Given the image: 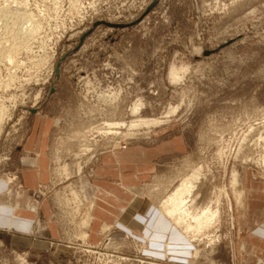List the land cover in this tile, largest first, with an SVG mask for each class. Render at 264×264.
<instances>
[{
  "label": "rangeland",
  "instance_id": "374dc122",
  "mask_svg": "<svg viewBox=\"0 0 264 264\" xmlns=\"http://www.w3.org/2000/svg\"><path fill=\"white\" fill-rule=\"evenodd\" d=\"M151 2L0 0V178L12 183L32 168L21 145L45 121L48 175L31 195L51 210L31 231L48 249L14 250L0 233V264H264L243 231L241 180L242 172L264 180V0H157L145 11ZM146 119L163 120L129 127ZM176 135L185 148L164 156L146 188L164 236L141 235L137 226L126 236L107 216L91 235L83 219L92 215L90 174L99 156ZM195 168L205 175L191 211L208 205L219 213L186 235L160 205Z\"/></svg>",
  "mask_w": 264,
  "mask_h": 264
},
{
  "label": "crops",
  "instance_id": "0c3cea01",
  "mask_svg": "<svg viewBox=\"0 0 264 264\" xmlns=\"http://www.w3.org/2000/svg\"><path fill=\"white\" fill-rule=\"evenodd\" d=\"M43 122L36 126V133L30 134L21 145L25 155L23 161L30 162L32 168H26L12 183L0 178V233L4 236V243L11 249L34 253L39 250L43 253L48 246L46 238L32 236L34 220L47 222L51 219L48 200H33L31 195L33 190L46 182L48 175L42 158ZM184 148V138L176 135L149 145L115 147L100 155L90 174L94 197L91 235H96L95 232L106 224L103 217L107 216L111 226L126 236L137 234L135 226L141 228V235L164 236V222H160L162 218L158 214L161 212H158L154 198L146 188L160 173L158 164L164 156ZM241 180L246 196L243 231L254 240L251 242L255 243V251L264 254V180L253 179L249 172H242ZM140 186L145 187L144 194L136 192L137 187L141 189ZM147 214H153L151 222L143 224L145 220H150ZM47 227L55 235L54 223H47Z\"/></svg>",
  "mask_w": 264,
  "mask_h": 264
},
{
  "label": "bare ground",
  "instance_id": "6f19581e",
  "mask_svg": "<svg viewBox=\"0 0 264 264\" xmlns=\"http://www.w3.org/2000/svg\"><path fill=\"white\" fill-rule=\"evenodd\" d=\"M172 75L173 77L178 78L176 72L173 71ZM135 110L137 109L133 108V111ZM161 120L163 119H160V120L151 119L148 121L147 119L146 121L138 120V121L132 122L129 125V127L134 128L135 126H140L141 124H144V125L145 124L155 125L157 123L161 124L162 122ZM263 163H264V158H263ZM66 166L67 165H64L61 170L63 171L62 173H65L67 175L68 168H66ZM204 175L205 174H203L202 168H195L191 172L181 177L180 182L174 187L173 191L168 195L167 198H165L163 203H161L160 205V209L162 210V213L164 214V216L168 218L176 227L183 230V233H186V235L188 231H192L193 233H199L203 228L208 227L209 225H211V223L213 224V220L217 218L218 213H219L217 207L215 209L213 207V210H212L210 206L208 205H206L204 208L200 210L197 209L199 210L197 212L196 211L194 212V210H196L195 208H193L194 210L191 211V205L192 203L194 204L193 202L194 199L192 198V196L197 186L196 184ZM232 180L233 181L231 182H233L232 183L233 187H237L239 184L237 182L236 174ZM235 193H236V200H237L236 202L238 204H241L242 203V192L235 191ZM214 203L219 205L218 195L215 198ZM90 217H91L90 215L85 216L83 221L86 224H88Z\"/></svg>",
  "mask_w": 264,
  "mask_h": 264
},
{
  "label": "water",
  "instance_id": "95a60500",
  "mask_svg": "<svg viewBox=\"0 0 264 264\" xmlns=\"http://www.w3.org/2000/svg\"><path fill=\"white\" fill-rule=\"evenodd\" d=\"M156 2H157V0H152V2L146 7V10L145 11H148V10H150L155 4H156ZM136 21H133L132 23H129V24H119V25H117L118 27H122V25H132V24H134ZM84 36V35H83ZM83 36H81V38H80V42L82 41V39H83ZM65 57V55L62 57V58H60L58 61H57V63H56V65H55V69H54V73H55V78H57L58 77V75H59V68H60V63H61V61H62V59ZM54 90V81L51 83V85H50V88H49V93H51L52 91ZM30 111L31 112H35L36 111V109H30Z\"/></svg>",
  "mask_w": 264,
  "mask_h": 264
}]
</instances>
